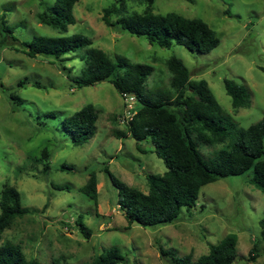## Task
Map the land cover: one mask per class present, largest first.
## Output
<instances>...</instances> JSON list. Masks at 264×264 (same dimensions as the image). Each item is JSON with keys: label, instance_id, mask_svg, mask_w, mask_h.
Listing matches in <instances>:
<instances>
[{"label": "rangeland", "instance_id": "obj_1", "mask_svg": "<svg viewBox=\"0 0 264 264\" xmlns=\"http://www.w3.org/2000/svg\"><path fill=\"white\" fill-rule=\"evenodd\" d=\"M53 1L0 0V18L13 28L8 43L0 46V191L5 184L14 186L22 206L30 210L0 234V244L6 240L18 243L27 260L40 264H85L111 246L123 256L119 264H170L160 256L158 246L178 256L190 254L196 260L208 253L210 244L235 234L237 258L233 264H251L249 250L254 244L259 252L255 264H264V240L259 239L264 193L250 183L251 170L202 186L196 204L183 207L172 223L152 227L129 224L117 206V189L104 168L123 183L147 192L146 175L163 174L166 167L162 160L150 142L137 143L128 135L115 134L125 126L118 121L122 96L112 83L69 85L62 66L70 68L71 75H80L85 48L57 60L47 55L31 58L20 47L34 35L81 33L92 40L91 46L111 57L120 55L150 65L145 86L154 92L170 89L166 61L175 56L188 68L191 79L206 80L224 113L245 129L264 115V0H153L154 13L174 11L205 21L220 40L208 53L175 42L169 48L160 47L143 36L107 26L102 21L103 8L113 0H78L73 7L74 23L64 32L58 31L37 18ZM126 5L130 13L146 7L135 0H126ZM111 19L115 20V15ZM225 78L248 90L249 106L233 108ZM10 94L23 102L13 104ZM85 104L96 109V131L87 142L74 145L60 124ZM48 112L54 115H46ZM232 140L231 134L221 143L197 141L196 147L210 160ZM43 149L49 153L46 159H41ZM44 161L50 165L46 172ZM91 172L97 179L96 203L81 191ZM79 215L90 229L88 238L75 225Z\"/></svg>", "mask_w": 264, "mask_h": 264}, {"label": "trees", "instance_id": "obj_2", "mask_svg": "<svg viewBox=\"0 0 264 264\" xmlns=\"http://www.w3.org/2000/svg\"><path fill=\"white\" fill-rule=\"evenodd\" d=\"M77 1L54 0L37 13V18L39 22L64 32L68 25L74 23L73 7ZM135 1L146 4L142 12L130 13L126 0H113L110 6L103 8L102 21L130 35L143 36L149 43L164 48L175 42L191 51L208 53L219 44L216 32L202 19L185 17L174 11L154 13L153 0ZM225 12L229 14L228 9ZM113 15L115 20L111 19ZM12 32L13 28L0 18L1 47L8 43ZM12 40H15L14 37ZM91 45L92 40L81 33L34 35L20 43L21 51L31 58L47 55L62 60L66 53L85 48L81 57L85 66L80 75L73 76L70 68L62 66L71 87L106 80L120 95L130 93L136 97L137 114L125 130H116L115 134L121 137L128 135L137 143L150 142L152 151L162 160L166 170L161 175L147 174L148 191L142 192L118 180L107 166L104 168L117 189V206L129 224L152 227L172 223L178 219L183 207L191 208L196 204L202 186L219 178L242 175L249 170L252 171L250 183L264 193V115L245 129L237 127L216 101L206 80L191 79L188 68L175 56L166 61L171 74L170 89L154 92L145 86L152 71L150 65L132 62L120 55L111 57L101 48ZM223 83L233 108L250 105L249 92L243 85L228 78ZM19 84L24 82L20 80ZM10 99L15 105L23 102L15 94H10ZM46 115H54V112ZM97 117L95 107L85 104L65 116L60 125L70 136L72 144L81 145L95 134ZM231 134L233 140L228 148L215 153L210 160H205L196 147L197 141L209 145L221 143ZM47 157L49 153L43 149L41 159ZM49 168V161H44L43 171ZM62 168L70 169L71 166L62 165ZM81 191L94 203L97 202L95 173L89 174ZM29 212L21 204L19 191L14 186L3 185L0 191V234L12 225L16 217ZM259 224V239L264 240V217ZM75 225L85 238L90 236V229L81 215L75 219ZM236 244V235L227 234L218 243L210 244L208 253L196 260L190 254L178 256L161 245L157 249L170 264H233L237 258ZM258 255L257 245L254 244L249 250L248 261L255 264ZM122 260L119 249L111 246L85 264H119ZM0 264L40 263L27 260L18 243L6 240L0 244ZM53 264L60 262L53 261Z\"/></svg>", "mask_w": 264, "mask_h": 264}, {"label": "built area", "instance_id": "obj_3", "mask_svg": "<svg viewBox=\"0 0 264 264\" xmlns=\"http://www.w3.org/2000/svg\"><path fill=\"white\" fill-rule=\"evenodd\" d=\"M121 96L123 100V108L122 112L118 116V121L120 125L126 127L137 114V99L133 94L130 93H123Z\"/></svg>", "mask_w": 264, "mask_h": 264}]
</instances>
